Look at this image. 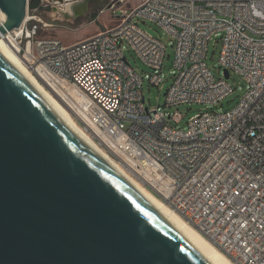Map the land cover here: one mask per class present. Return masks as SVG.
Segmentation results:
<instances>
[{
  "label": "built area",
  "instance_id": "2783aa9c",
  "mask_svg": "<svg viewBox=\"0 0 264 264\" xmlns=\"http://www.w3.org/2000/svg\"><path fill=\"white\" fill-rule=\"evenodd\" d=\"M39 13L27 12L5 38L42 67L92 140L235 260L264 264V0H142L121 10L114 28L70 45L42 36L49 25ZM135 18L156 24L174 42L177 75L162 110L145 106L141 77L123 46L156 72L155 86L162 82L166 47ZM219 33L220 65L241 75L247 89L234 109L200 113L187 130L175 129L169 121L182 118L165 108L215 106L233 93L205 62Z\"/></svg>",
  "mask_w": 264,
  "mask_h": 264
},
{
  "label": "water",
  "instance_id": "95a60500",
  "mask_svg": "<svg viewBox=\"0 0 264 264\" xmlns=\"http://www.w3.org/2000/svg\"><path fill=\"white\" fill-rule=\"evenodd\" d=\"M49 3L0 0V38ZM0 264H208L1 54Z\"/></svg>",
  "mask_w": 264,
  "mask_h": 264
},
{
  "label": "rangeland",
  "instance_id": "374dc122",
  "mask_svg": "<svg viewBox=\"0 0 264 264\" xmlns=\"http://www.w3.org/2000/svg\"><path fill=\"white\" fill-rule=\"evenodd\" d=\"M47 1H50L51 3L49 4L53 5L55 8L50 12L42 11L39 13L42 21L49 25L48 29L43 32L42 36L57 38L66 45L77 43L88 39L99 32L114 28L119 23V18H117L116 15L119 16L121 10H131L138 7L142 2V0H124L122 3L118 0L92 1L89 2L83 10L79 9V11L73 16H65L59 13L58 9L60 6H56L57 4H55V0ZM70 2L71 1L69 0L64 4L67 5ZM134 23H137L138 26L149 36L160 40L166 47V56L161 75L162 82L158 86H155L150 83V80L152 75L156 72L144 64L127 45L123 46V53L127 62L141 77L142 94L145 98V106L149 109H156L159 107L162 110V107L166 102V93L173 85L177 75L173 65L175 58L174 42L169 35L152 22L135 18ZM221 38L222 34L219 33L217 37H213L210 40L205 60L208 69L217 79L225 78L224 70L219 62L222 50ZM227 82L233 88V93L218 105L211 106L193 103L179 105L174 108H165V112L172 115L175 112H178L182 118L179 123L171 119L169 125L175 129L187 130L190 120L200 113L209 111L224 113L234 109L244 95L247 89V83L241 75L234 71L230 72V77L227 79Z\"/></svg>",
  "mask_w": 264,
  "mask_h": 264
},
{
  "label": "bare ground",
  "instance_id": "6f19581e",
  "mask_svg": "<svg viewBox=\"0 0 264 264\" xmlns=\"http://www.w3.org/2000/svg\"><path fill=\"white\" fill-rule=\"evenodd\" d=\"M55 1L56 6H60L58 10L61 15L73 16L79 9L83 10L86 8L89 2H98L99 0H70L71 2L67 5H65V2L69 0ZM4 21L5 15L0 11V26ZM0 54L33 90L36 91L49 108L91 148L124 176L208 264H241V261L235 260L233 255L228 253L225 246H218L216 241L211 240L209 233H199L182 216L177 214L164 201L148 190L140 181L131 176L119 163L99 147L90 137L89 131L82 128L81 118L76 113H69L66 110L65 101L59 99V91L43 77L42 67L36 61H27L24 55L17 54L13 46L7 42L5 36L0 38Z\"/></svg>",
  "mask_w": 264,
  "mask_h": 264
},
{
  "label": "flooded vegetation",
  "instance_id": "af4514ba",
  "mask_svg": "<svg viewBox=\"0 0 264 264\" xmlns=\"http://www.w3.org/2000/svg\"><path fill=\"white\" fill-rule=\"evenodd\" d=\"M42 11H40V13H41Z\"/></svg>",
  "mask_w": 264,
  "mask_h": 264
}]
</instances>
